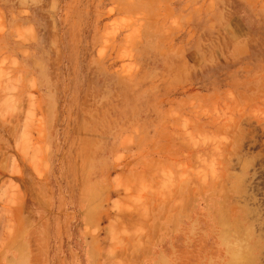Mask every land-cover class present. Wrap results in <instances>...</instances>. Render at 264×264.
<instances>
[{"label":"rangeland","instance_id":"rangeland-1","mask_svg":"<svg viewBox=\"0 0 264 264\" xmlns=\"http://www.w3.org/2000/svg\"><path fill=\"white\" fill-rule=\"evenodd\" d=\"M0 264H264V0H0Z\"/></svg>","mask_w":264,"mask_h":264},{"label":"bare ground","instance_id":"bare-ground-1","mask_svg":"<svg viewBox=\"0 0 264 264\" xmlns=\"http://www.w3.org/2000/svg\"><path fill=\"white\" fill-rule=\"evenodd\" d=\"M34 254V253H33Z\"/></svg>","mask_w":264,"mask_h":264}]
</instances>
